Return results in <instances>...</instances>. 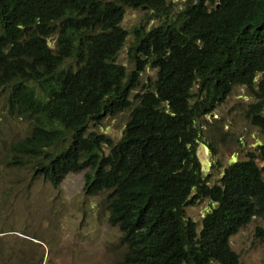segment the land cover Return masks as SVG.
I'll return each mask as SVG.
<instances>
[{
  "label": "trees",
  "instance_id": "1",
  "mask_svg": "<svg viewBox=\"0 0 264 264\" xmlns=\"http://www.w3.org/2000/svg\"><path fill=\"white\" fill-rule=\"evenodd\" d=\"M165 4L0 0V85L10 84V111L30 122L7 163L28 160L53 185L85 171L86 193L106 191L126 264H238L230 235L264 217V140L209 183L197 146L211 144L196 119L242 84L256 98L247 115L264 128V0H188L158 25L134 26L128 70L116 60L128 33L124 6ZM147 66L156 69L150 83L141 81ZM126 108L118 140L89 130ZM203 197L212 204L198 230L185 207Z\"/></svg>",
  "mask_w": 264,
  "mask_h": 264
},
{
  "label": "rangeland",
  "instance_id": "2",
  "mask_svg": "<svg viewBox=\"0 0 264 264\" xmlns=\"http://www.w3.org/2000/svg\"><path fill=\"white\" fill-rule=\"evenodd\" d=\"M187 1L166 0L159 9L125 5L120 24L128 33L116 60L131 70L133 27L143 24L148 29L158 25ZM155 76L156 69L147 66L141 81L150 83ZM9 88L10 84L0 85V264H126L123 253L127 245L121 242L122 232L108 221L106 191L86 193L85 171L70 173L53 185L42 176H34L28 160L24 164L7 163L12 155L11 143L25 136L30 127L27 117L10 111L6 103ZM255 100L245 85L235 84L212 113L196 119L199 139L211 144L208 148L197 146V155L204 162L202 172L209 183L218 180L220 170L234 160V154L236 158L248 157L250 152H256L257 142L264 140V128L252 123L247 115ZM129 112L130 108H126L100 117L99 124L89 122V130L105 132L116 141ZM102 146L107 152L108 145ZM257 162L262 165L264 178V161L257 158ZM211 204L209 198L203 197L185 207L187 216L196 220L198 230ZM256 226L264 229L263 217L254 216L230 237V245L239 255L238 264H264V236L256 233Z\"/></svg>",
  "mask_w": 264,
  "mask_h": 264
},
{
  "label": "clouds",
  "instance_id": "3",
  "mask_svg": "<svg viewBox=\"0 0 264 264\" xmlns=\"http://www.w3.org/2000/svg\"><path fill=\"white\" fill-rule=\"evenodd\" d=\"M259 75H260V74H259ZM259 75H258V77H259ZM198 158H199V157H198ZM200 161H201V160H200ZM260 166L262 167V165H260ZM261 172H262V171H261ZM33 175H34V171H33ZM36 176H42V175H36ZM42 177H43V176H42ZM262 177H263V176H262ZM44 179H46V178H44ZM46 180H48V179H46ZM48 181H49V180H48ZM49 182H50V181H49ZM207 198H208V197H207ZM204 213H205V212H204ZM203 215H204V214H203ZM203 215H202V216H203ZM254 216H260V217H263V216L260 215V214H256V215H253L252 218H253ZM252 218H251V219H252ZM263 218H264V217H263ZM192 219H193V218H192ZM201 219H202V218H201ZM195 221H196V220H195ZM250 221H251V220H250ZM250 221H249V222H250ZM249 222H247L246 224H248ZM246 224H245V225H246ZM245 225H243V226H245ZM200 226H201V224H200ZM243 226H241V227H243ZM241 227H240V228H241ZM240 228H239V229H240ZM257 228H261V227H260V226H256V233H257L258 235H260V236H264V233H259V232L257 231ZM197 229H198V227H197ZM239 229H238V230H239ZM238 230H237V231H238ZM262 230L264 231L263 228H262ZM237 231H236V232H237ZM236 232H235V233H236ZM235 233H233V234H235ZM233 234H231L230 237H231ZM230 237H229V243H230ZM230 246H231V245H230ZM238 259H239V257H238Z\"/></svg>",
  "mask_w": 264,
  "mask_h": 264
}]
</instances>
